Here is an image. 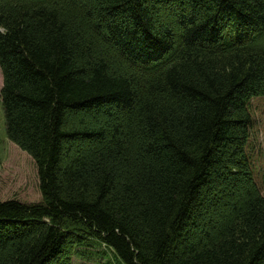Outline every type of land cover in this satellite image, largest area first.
Wrapping results in <instances>:
<instances>
[{"label": "trees", "instance_id": "obj_1", "mask_svg": "<svg viewBox=\"0 0 264 264\" xmlns=\"http://www.w3.org/2000/svg\"><path fill=\"white\" fill-rule=\"evenodd\" d=\"M75 1L0 0V264H264V0Z\"/></svg>", "mask_w": 264, "mask_h": 264}, {"label": "rangeland", "instance_id": "obj_2", "mask_svg": "<svg viewBox=\"0 0 264 264\" xmlns=\"http://www.w3.org/2000/svg\"><path fill=\"white\" fill-rule=\"evenodd\" d=\"M95 0H77L73 3V7L75 10L79 11L81 14H85L89 9H92L93 4ZM159 16L162 17V23L163 27L166 28L169 25V22H167V18L161 15L159 11ZM99 30V29H97ZM98 32H102L99 30ZM107 50L106 48H100L97 47V52L101 53L105 56H110L111 60L113 59L116 63L119 64V67H121V71L123 73H131L135 72L137 69V65L127 61V59L123 56L120 48L113 42L108 41L107 42ZM110 59V58H109ZM124 63H127L129 67L128 69ZM137 73V72H135ZM139 74V73H138ZM2 86H3V73L2 69L0 67V179L3 177L4 174L12 173L17 170V167H14V161H16V158L13 157L12 153V143L9 139L7 128H6V119H5V112L2 104ZM14 160V161H13ZM17 174H15L14 179L11 178L10 182V188H16L20 185V183L23 181V175L21 170H17ZM9 179V178H8ZM13 179V181H12ZM34 192V190H31ZM92 245H84L81 246L79 249L80 251H84L88 254V256L85 257V253L83 252L82 255H75L73 264H117V262L114 259V251L110 248H107L104 244L93 242ZM90 252V253H89ZM71 264V263H70Z\"/></svg>", "mask_w": 264, "mask_h": 264}]
</instances>
